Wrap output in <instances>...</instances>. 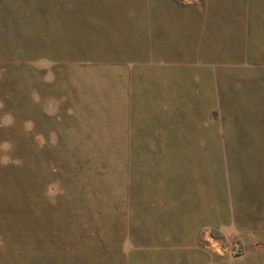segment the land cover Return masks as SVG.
Masks as SVG:
<instances>
[{
    "label": "rangeland",
    "instance_id": "374dc122",
    "mask_svg": "<svg viewBox=\"0 0 264 264\" xmlns=\"http://www.w3.org/2000/svg\"><path fill=\"white\" fill-rule=\"evenodd\" d=\"M194 9L0 0V264H154L190 226L264 263V72L211 101Z\"/></svg>",
    "mask_w": 264,
    "mask_h": 264
},
{
    "label": "crops",
    "instance_id": "0c3cea01",
    "mask_svg": "<svg viewBox=\"0 0 264 264\" xmlns=\"http://www.w3.org/2000/svg\"><path fill=\"white\" fill-rule=\"evenodd\" d=\"M193 2L195 9L191 65L206 72V94L208 86V95L212 101L215 69L264 72V0H193ZM211 101L208 103L209 106H212ZM190 229V234L182 238L184 245L179 249L171 247L173 254L164 258L166 261L151 262L264 264L249 258L248 253L252 254L250 251L262 247L253 239V234L248 235L251 238L243 242V246L248 249L246 259H240L238 258L240 256L234 258L230 255L232 239L211 237L210 231L201 229L199 232V227L195 226H190Z\"/></svg>",
    "mask_w": 264,
    "mask_h": 264
},
{
    "label": "built area",
    "instance_id": "2783aa9c",
    "mask_svg": "<svg viewBox=\"0 0 264 264\" xmlns=\"http://www.w3.org/2000/svg\"><path fill=\"white\" fill-rule=\"evenodd\" d=\"M230 251L233 252V253H238V252L241 251V249L235 243L233 246H231Z\"/></svg>",
    "mask_w": 264,
    "mask_h": 264
}]
</instances>
